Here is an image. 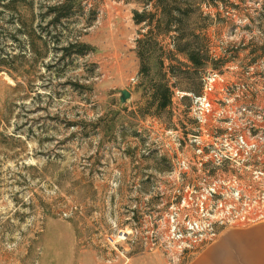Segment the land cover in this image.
Masks as SVG:
<instances>
[{
    "label": "rangeland",
    "instance_id": "rangeland-1",
    "mask_svg": "<svg viewBox=\"0 0 264 264\" xmlns=\"http://www.w3.org/2000/svg\"><path fill=\"white\" fill-rule=\"evenodd\" d=\"M63 2L0 0V264H189L224 231L260 223L217 225L179 260L166 252L186 217L204 218L202 202L218 212L264 199V0H169L188 11L157 36L148 78L138 40L158 20L167 29L153 0H69L58 23ZM145 8L157 17L136 23ZM177 27L203 67L170 59ZM75 39L92 49L66 57ZM162 61L176 89L157 115L149 80ZM241 135L257 148L243 155Z\"/></svg>",
    "mask_w": 264,
    "mask_h": 264
},
{
    "label": "trees",
    "instance_id": "trees-1",
    "mask_svg": "<svg viewBox=\"0 0 264 264\" xmlns=\"http://www.w3.org/2000/svg\"><path fill=\"white\" fill-rule=\"evenodd\" d=\"M12 1L19 2L20 0H12ZM168 1L169 0H153V2H155V6L157 7V10H159V12H161L162 14L166 16L165 23H166L167 29L166 30L162 29L161 27H162V24H164V22L161 20H158L159 23L157 26V31L154 29H150L148 36H147V38L149 39L147 41L142 40V39L138 40L140 44L139 45V56L142 60L141 73L144 76V78L145 77L148 78L151 76L152 68L149 62L150 55H151L150 51L151 49H153L154 44L158 43L156 40L158 38L157 36L172 33L171 25L175 23V21H178V22L183 21L182 18L174 16L173 10L177 9L183 15L187 14V11H188V10L182 11V9L178 8L177 6H174L173 9L172 8L169 9ZM172 1L176 2L177 0H172ZM143 3L145 4V2ZM73 7H74V4H69V0H67V2H63L53 7V10L57 11L55 21L58 23H61L64 18H67L69 16L70 11ZM149 11L147 10V8H145L142 12H139V11L135 12L134 19L136 23L141 24V23L151 20L152 18L157 17L158 11L156 13H151V11L150 12ZM174 29H175L174 32L177 33V35L173 37L174 50L169 52L174 58H170V59L177 60L179 65H185L183 60H181L180 58V56L182 55L184 57H187L189 61H191L197 68L203 67L205 65V59H207V57H205L202 54L203 50L202 49L192 50L188 42L186 44H181L180 41H183L186 38L185 37L186 35L184 34V32H181L180 27H177ZM145 48L147 49L145 50ZM62 49L63 51H65L67 55L66 57H72L73 55H76V56L87 55L92 48L89 45L82 43L78 39H75L72 42H70L68 46L63 47ZM163 64H164L163 61L160 62V72L158 73V75H161L160 79L151 78L149 80V83L151 85L150 87L152 89V97H151L150 105L156 107L155 113L157 115L160 114L162 111H165L171 108L173 104L174 93H175L174 90L176 89L175 88L176 86L170 84L167 74H164L162 72ZM169 67H170L169 73H171L172 75H175L174 73L177 70L175 65L170 64ZM181 68H184V67H181Z\"/></svg>",
    "mask_w": 264,
    "mask_h": 264
},
{
    "label": "built area",
    "instance_id": "built-area-1",
    "mask_svg": "<svg viewBox=\"0 0 264 264\" xmlns=\"http://www.w3.org/2000/svg\"><path fill=\"white\" fill-rule=\"evenodd\" d=\"M217 76L218 74L215 73L203 79L204 93L198 97V100L200 101L202 110L205 112H209L211 109L212 104L208 98V94L213 90ZM239 140L243 155L248 154L258 146L256 140H249L244 135H241ZM207 198V196L204 197V199ZM208 205L205 202H202L200 205V209L205 212L204 218L186 217L184 219L185 229L178 228V230H173L168 236L170 242L166 252L173 256L175 260H179L180 256L187 250L215 241L218 237L217 225H245L264 221V199L262 203L257 205L247 203L244 208L239 210L219 208L218 212L220 214L212 210L211 206ZM205 217L210 218L205 219ZM126 239V231L120 229L115 236H111L110 241L118 244ZM171 242H173L172 245Z\"/></svg>",
    "mask_w": 264,
    "mask_h": 264
},
{
    "label": "crops",
    "instance_id": "crops-1",
    "mask_svg": "<svg viewBox=\"0 0 264 264\" xmlns=\"http://www.w3.org/2000/svg\"><path fill=\"white\" fill-rule=\"evenodd\" d=\"M189 264H264V222L224 231Z\"/></svg>",
    "mask_w": 264,
    "mask_h": 264
},
{
    "label": "water",
    "instance_id": "water-1",
    "mask_svg": "<svg viewBox=\"0 0 264 264\" xmlns=\"http://www.w3.org/2000/svg\"><path fill=\"white\" fill-rule=\"evenodd\" d=\"M131 97V92L128 90H123L122 91V97H121V101L125 102L127 99H129Z\"/></svg>",
    "mask_w": 264,
    "mask_h": 264
}]
</instances>
